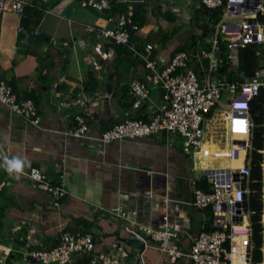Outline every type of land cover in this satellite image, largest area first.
I'll use <instances>...</instances> for the list:
<instances>
[{
	"label": "crops",
	"instance_id": "0c3cea01",
	"mask_svg": "<svg viewBox=\"0 0 264 264\" xmlns=\"http://www.w3.org/2000/svg\"><path fill=\"white\" fill-rule=\"evenodd\" d=\"M27 1L21 14L0 13V82L9 84L19 100H33L39 126L0 103V165L5 156L19 157L26 161L23 172L38 167L67 194L55 207L23 173L9 174L0 166V254L18 259L28 248H52L68 230L91 233L94 254L120 247L123 258L135 262L142 244L130 239L126 228H156L164 214L187 252L203 221L191 205L199 165L220 167L224 160L207 159L204 165L183 152L177 134L164 130L108 144L63 131L78 115L85 117L87 133L97 137L119 120L163 111L164 90L144 67L146 45H156L149 57L158 69L176 51L208 47L214 29L209 13H203L199 0H113L112 12L131 7L140 24L129 44H118L98 36L99 28L111 26L109 11L82 7L81 0ZM133 80L148 87L139 108L129 89ZM224 112L220 107L206 121L207 139L223 148L229 142ZM141 256L143 264H192L187 257L172 263L153 245Z\"/></svg>",
	"mask_w": 264,
	"mask_h": 264
},
{
	"label": "built area",
	"instance_id": "2783aa9c",
	"mask_svg": "<svg viewBox=\"0 0 264 264\" xmlns=\"http://www.w3.org/2000/svg\"><path fill=\"white\" fill-rule=\"evenodd\" d=\"M199 2L209 12L218 14L210 37L211 45L176 51L169 63L160 69L149 57L156 45L147 44L146 53L142 55L144 67L164 90L163 98L167 106L163 111L141 118L119 120L97 137L87 133L85 117L78 115L75 125L64 129L63 133L69 137L96 139L108 144L122 139L143 138L164 130L177 134L183 152L193 159L224 160L225 165L220 167L199 165L202 173L193 185L191 205L202 212L203 221L197 235L191 238L187 252L179 245V231L169 222L167 214L162 216L156 228L140 224L135 229H126L131 239L142 244V252L153 245L172 263L187 257L192 264H233V258L240 256L244 264H248L254 246L253 211L249 206L253 192L250 187L253 127L250 102L264 88V24L260 19L264 12V0ZM80 3L82 7L97 12L109 11L106 20L111 26L97 30L98 36L103 39L129 44L131 33L140 29L131 7L112 12L110 0H81ZM27 4V0H0V13L21 14ZM17 31L22 29L18 27ZM33 33L37 35L39 31ZM241 48H250L258 60V66L252 72L240 65ZM216 51L219 56L215 55ZM129 89L134 97L133 106L139 108L148 95L146 82L133 80ZM224 91L229 92L227 101L222 99ZM0 103L14 116L39 126L33 100H19L6 82H0ZM220 107L225 110L224 134L229 141L224 148L211 143L206 135V121L212 119ZM65 159V156L61 158L62 164ZM22 173L38 189L51 196L55 207L67 194L61 183L53 182L38 167H31ZM117 215L124 217L120 212ZM93 250L91 233L63 230L56 246L49 249L28 248L18 259L0 254V264H72L74 259L84 257H87L86 264H143L141 253L137 261L129 262L120 254V247L113 253L94 254Z\"/></svg>",
	"mask_w": 264,
	"mask_h": 264
},
{
	"label": "trees",
	"instance_id": "16d2710c",
	"mask_svg": "<svg viewBox=\"0 0 264 264\" xmlns=\"http://www.w3.org/2000/svg\"><path fill=\"white\" fill-rule=\"evenodd\" d=\"M110 2L112 3L113 0H110ZM203 13H209L210 17L212 18V25H214L218 21L217 12L210 13L207 9L204 8ZM260 19L264 24V12L261 15ZM204 31L206 34L207 28L205 26ZM239 57L241 67L247 69L249 72H252L253 69L259 64L257 58L250 48L239 49ZM250 114L253 123V127L251 129L252 139L250 150V187L253 192L250 196L249 206L253 211L251 215V222L254 246L251 254V259L248 264H264V257L262 258L264 246V225L262 222L264 214V88L261 89L259 94L255 96L250 102ZM261 196L263 198V203ZM86 262L87 257H84L81 259H77L75 264H86Z\"/></svg>",
	"mask_w": 264,
	"mask_h": 264
},
{
	"label": "clouds",
	"instance_id": "9594fccd",
	"mask_svg": "<svg viewBox=\"0 0 264 264\" xmlns=\"http://www.w3.org/2000/svg\"><path fill=\"white\" fill-rule=\"evenodd\" d=\"M25 165H26V161L19 157L14 156L11 159H9L8 157L5 156L3 158V165L0 166H3L9 174L18 175L23 172Z\"/></svg>",
	"mask_w": 264,
	"mask_h": 264
},
{
	"label": "rangeland",
	"instance_id": "374dc122",
	"mask_svg": "<svg viewBox=\"0 0 264 264\" xmlns=\"http://www.w3.org/2000/svg\"><path fill=\"white\" fill-rule=\"evenodd\" d=\"M229 93L228 92H226V91H224L223 92V94H222V99H225V97H226V95H228ZM263 127H264V125H263ZM264 155V154H263ZM200 161H202V163L205 165L206 164V161H204V160H200ZM201 163V164H202ZM263 176V175H262ZM262 191H263V187H262ZM263 193V192H262ZM261 198H262V196H261ZM262 203H263V198H262ZM263 219H264V214H263ZM263 240H264V231H263ZM263 245V244H262ZM262 249V248H261ZM264 257V246H263V256H262V258ZM262 264V263H261Z\"/></svg>",
	"mask_w": 264,
	"mask_h": 264
},
{
	"label": "bare ground",
	"instance_id": "6f19581e",
	"mask_svg": "<svg viewBox=\"0 0 264 264\" xmlns=\"http://www.w3.org/2000/svg\"><path fill=\"white\" fill-rule=\"evenodd\" d=\"M263 225H264V219H263ZM233 264H244L243 258L240 256L233 258Z\"/></svg>",
	"mask_w": 264,
	"mask_h": 264
},
{
	"label": "water",
	"instance_id": "95a60500",
	"mask_svg": "<svg viewBox=\"0 0 264 264\" xmlns=\"http://www.w3.org/2000/svg\"><path fill=\"white\" fill-rule=\"evenodd\" d=\"M215 55H216V56H219V52H218V51H216V52H215ZM130 239H131V238H130ZM128 242H130L129 238H128ZM141 249H142V248H141ZM141 249L139 250V254L142 252V250H141ZM139 254H138V255H139Z\"/></svg>",
	"mask_w": 264,
	"mask_h": 264
}]
</instances>
